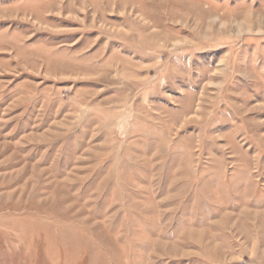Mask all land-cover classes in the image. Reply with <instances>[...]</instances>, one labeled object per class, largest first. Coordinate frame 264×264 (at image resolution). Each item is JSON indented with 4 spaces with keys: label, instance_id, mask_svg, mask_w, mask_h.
Returning a JSON list of instances; mask_svg holds the SVG:
<instances>
[{
    "label": "rangeland",
    "instance_id": "374dc122",
    "mask_svg": "<svg viewBox=\"0 0 264 264\" xmlns=\"http://www.w3.org/2000/svg\"><path fill=\"white\" fill-rule=\"evenodd\" d=\"M0 264H264V0H0Z\"/></svg>",
    "mask_w": 264,
    "mask_h": 264
},
{
    "label": "bare ground",
    "instance_id": "6f19581e",
    "mask_svg": "<svg viewBox=\"0 0 264 264\" xmlns=\"http://www.w3.org/2000/svg\"><path fill=\"white\" fill-rule=\"evenodd\" d=\"M246 22H248V23H252V20L249 18V17H246ZM254 23V22H253ZM260 23V21H258V23L257 24H259ZM263 23V22H262Z\"/></svg>",
    "mask_w": 264,
    "mask_h": 264
}]
</instances>
